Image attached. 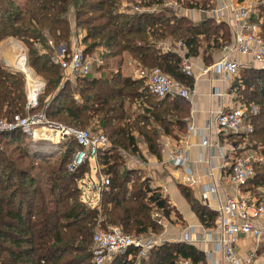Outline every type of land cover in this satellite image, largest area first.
Masks as SVG:
<instances>
[{"label":"trees","instance_id":"trees-1","mask_svg":"<svg viewBox=\"0 0 264 264\" xmlns=\"http://www.w3.org/2000/svg\"><path fill=\"white\" fill-rule=\"evenodd\" d=\"M137 1L142 6L156 4L158 9L130 13L121 0H0V41L21 40L28 67L45 82L47 105L39 102L38 109L50 120L77 128L92 122L90 130L105 135L110 144L96 155L98 171L109 183L98 191L97 206L88 207L80 201L77 185L88 163L71 172L66 168L77 148L73 138L39 155L28 151L20 130L0 134V264H92L91 236L96 229L117 225L126 233L145 234L158 224L150 220L149 211L167 217L166 197L140 177L139 170L125 168L121 152L144 161L133 135L136 132L146 153L159 158V130L176 135L172 126L183 129L179 119L185 113L184 98L174 95L167 100L166 95L157 100L142 79L122 75L118 66L127 54L137 67H158L190 87L192 79L181 72L179 56L161 51L158 43L179 40L185 53L195 56L203 43L205 49H219L230 34L224 23H215L211 17L193 22L164 5V0ZM175 1L182 7H197L188 0ZM256 14L264 39V4L258 5ZM72 34L80 37L84 55L103 49L94 74H90L91 66L88 73L74 75V83L53 61L47 43L61 44L68 52ZM24 86V74L0 61V119L24 114ZM231 86L252 127L251 133L236 135L250 140L252 149L264 157V69L241 68ZM135 102L140 112L131 110ZM251 105L255 114L249 112ZM253 165L254 175L246 187L256 200L264 201V163ZM179 191L186 200L195 201L184 187ZM192 206L201 224L214 225L213 210L200 201ZM135 254L134 248H128L109 264H134ZM135 260L137 264H206L204 253L184 241H163Z\"/></svg>","mask_w":264,"mask_h":264},{"label":"built area","instance_id":"built-area-1","mask_svg":"<svg viewBox=\"0 0 264 264\" xmlns=\"http://www.w3.org/2000/svg\"><path fill=\"white\" fill-rule=\"evenodd\" d=\"M188 1L191 4L196 3L197 7H182L175 0L165 1L164 5L177 8L178 13L186 16L189 9H202L200 4L204 2L211 3V0ZM259 4H264V0H217L214 6L210 8L203 7V11L208 13L215 23L222 22L227 26L230 39L220 46V58L200 67L198 75H204L210 71L219 75L222 81L231 82L238 74L240 68L248 66L264 69V39L260 33V20L255 19ZM157 9L158 5L156 4L143 7L133 5L127 11L130 13H153ZM47 43L52 45L51 40H48ZM158 46L161 51L171 50L178 52L181 72L185 76L191 77L192 80L197 77L193 73L192 64L188 60L179 40H164L159 42ZM60 49V54H56V56L53 54L52 59L61 69L68 72L65 74V78L74 75H84L91 70L93 61L99 62L94 55L83 54V45L79 38L71 42L68 52H64V47ZM233 54L244 56L245 62H238L233 58ZM135 78L142 79L148 93L153 94L157 99H161L166 95H177L184 99L189 98L190 87L165 74L158 67L149 69L137 67ZM25 85L24 114L17 113L11 118H1L0 134L6 131L20 130L32 142L42 141V146L49 145L51 147L68 137L73 138L77 148L73 151L66 164L67 170L70 172L74 171L83 162L92 158L98 171L97 152L107 150L110 147L106 136L86 128H76L49 120L45 116L43 109H38V95L42 89L41 81L33 80L30 82L25 75ZM249 112L254 114L256 112L255 107L250 106ZM246 116L247 111L243 109L242 105L226 110L218 108L214 111L210 127L213 129L215 137L240 133L246 135L252 132L251 124L243 122ZM187 131L200 138L199 144L201 146L218 149L222 159L226 158L227 153L231 154L227 181L233 191L231 194L225 195L222 201L209 207L215 212L214 225L212 227L219 231V236L211 237V233L208 232L207 239L213 241L214 251L220 254L221 264H253L254 249L249 250L243 258H238L234 246L240 236L249 237L254 241L264 240V201L256 200L244 190L248 180L254 175L253 163H264V157L257 150L252 149H247L241 154L233 153V147L228 150L223 149L219 145L217 138L209 141L207 137L201 135L200 129L191 124L187 125ZM32 146H35V144H32ZM162 148L165 151L163 163L173 170L179 171L180 178L178 181L180 184L189 188L193 187L197 180L193 177V172L188 166L189 153L187 147L179 148L163 145ZM196 160L197 162L201 161L200 154H198ZM209 174H211L210 169ZM97 177V183H90L88 190L97 192L98 201V191L106 187L109 181L108 177L102 175L99 171ZM217 186L218 184L214 180L201 188L199 201L203 205L209 206L208 201L216 194ZM81 194L80 189V196ZM97 201L92 206L84 205L95 207L97 206ZM152 217L158 223L162 219L161 214L157 210H153ZM190 236V230H186L178 241L192 243L199 240L197 237ZM161 242L163 241L155 239L151 233L132 235L124 232L119 226L108 225L105 229H96L91 236V262L92 264H109L116 255L124 253L128 248H134L136 250L134 259H139L144 257L148 250ZM127 258H132V255L128 254Z\"/></svg>","mask_w":264,"mask_h":264},{"label":"crops","instance_id":"crops-1","mask_svg":"<svg viewBox=\"0 0 264 264\" xmlns=\"http://www.w3.org/2000/svg\"><path fill=\"white\" fill-rule=\"evenodd\" d=\"M216 3L217 0H211V3L204 2L200 5H202L204 8H210ZM203 10V8L189 9L186 16L193 22H198L206 17H209V14L205 13ZM78 38L80 39L79 36ZM203 45L204 43L201 45L197 55L188 56L186 54L188 60L192 64L193 73L196 74L197 77L192 80L189 98L183 99V102H185V113L183 114L182 118L179 119L180 122L183 123V129L180 130L175 126H172V129L177 132L176 135L165 134L159 130L157 138V142L160 147H163V145L167 147H187V151L189 153L188 166L191 168L193 177L197 180V183L191 188L180 184L178 181L180 178L179 171H175L163 163V157L165 154L164 149L162 148L159 158H156L152 154H147L144 148L145 143L141 136H139L136 132H134L133 135L137 140V147L140 149L142 154L145 153L144 158L151 162V173L156 176L155 179H161V181L158 183L155 182L153 187L161 188V192H163V194L169 199V206L173 207L174 210H177L179 214L177 221H173V226L176 225V228H179L180 233H178L177 237L175 238L174 236H169V238H171V240H178L182 235V232L190 230V237H197L199 239L198 241H194L191 244L204 253L206 264H221L222 261L220 254L214 251L213 241L207 239L208 232L211 233V237H218L219 231L212 226H204L200 223L197 215L188 204V201L180 194L179 187L182 186L186 190H190L191 195L195 196V198L199 201V192L201 188L204 185L210 184L212 181L216 180L218 184L216 194L213 198L209 199V206L205 205L208 209H210L209 207L214 206L216 203L222 201L225 195L231 194L233 191L232 187L227 181V174L229 172L228 164L230 162L231 154L227 153L226 158L222 159L218 149L201 146L199 144L200 138L197 135L189 133L187 131V125L191 124L194 127L200 129L201 135L207 137L209 141L215 140L217 138L219 145L223 147V149L228 150L229 148L233 147V153L241 154L249 148L245 147V139L241 136L231 134L219 135L215 137L213 129L210 127V123L216 109L222 108L226 110L229 108H234L239 106L240 102L238 99H236L235 93L232 90L231 83L234 79L231 82H224L221 80L219 75L210 71L204 75H198L200 67L216 61L221 55L219 49H205ZM174 52L178 55V52ZM126 56L129 57L128 55ZM233 58L240 63L245 62V57L242 55L233 54ZM204 59H207V61H204ZM0 61L3 62L1 59ZM112 62L113 61H111V63ZM118 68L122 75L135 78L137 65L134 60L125 59L123 57ZM64 73L67 74L68 72L64 71ZM236 77H238V74ZM68 79L71 80V78ZM172 96L174 95H168V97H166L167 100H170ZM137 106L138 103L135 102L131 108L134 113L140 112V109L137 108ZM157 129H159V127H157ZM198 154L201 156L200 162H197L196 160ZM128 159H131V157ZM92 160L94 161V159ZM86 162L89 166V159ZM129 162H132V159ZM163 166L170 170L169 173H159ZM209 169L211 174H209ZM96 175L98 176L97 168ZM244 190L252 196V193H250L251 191H249L247 187H245ZM262 199L264 200V197H262ZM165 232L167 233V231ZM262 245H264V240L254 241L249 237L240 236L236 241L234 250L238 258H243L249 250L254 249L253 264H264V246Z\"/></svg>","mask_w":264,"mask_h":264},{"label":"rangeland","instance_id":"rangeland-1","mask_svg":"<svg viewBox=\"0 0 264 264\" xmlns=\"http://www.w3.org/2000/svg\"><path fill=\"white\" fill-rule=\"evenodd\" d=\"M165 1L166 0H164V2ZM139 2L140 1H137V0H133V2H132V0H121L120 3H121V6L123 8H126L127 7L126 9H129L133 5H138L139 6L140 5ZM140 6L143 7L142 5H140ZM73 34H74V32H73ZM76 40H78V37H76L74 35L70 39L71 42H74ZM49 46L52 47V53L54 54V56H56V54L59 55L60 54V50H61L60 48L63 47V45H61V44L60 45H53L52 44V45H49ZM55 49H57V50H55ZM102 50L103 49H100L99 48V49L95 50L94 53H93V55L95 56L96 59H98V61H101L99 59L98 55H100V53L103 52ZM26 53H27V49H26L25 44L21 40H19L17 38L7 37V38H5V39H3V40L0 41V59L3 62H5L7 64L9 63V66L11 68H13V69H15L17 71L22 72L24 74V77L26 75L27 79H28V77L30 79V77L32 76V79L33 80H39V81H41V83H42V89H41L40 95H39L40 96L39 97V102L42 105H44V107H46L47 100H46L45 95L43 94V87H44L45 82H44L43 78H40V76L35 75L34 72H33V70H31L28 67V65L26 63ZM126 55L127 54H123L122 58L124 57L125 59H131L130 56L127 57ZM17 63H20V65L22 66V68L19 67L17 65ZM96 63L99 64V62L92 63V71L90 72V74H94V69H95ZM110 63H111V60H110ZM69 78H71V80H70V81H72L71 83H74L75 82L74 81V76H70ZM24 90H25V94H26V85L24 86ZM74 97L77 98L78 96L75 95ZM239 105L241 106L242 104L239 103ZM251 106H253V105H251ZM243 109H245V107H243ZM53 122H57V121H53ZM243 122L245 123L246 120L244 119ZM57 123L64 124L63 122L61 123L60 121L57 122ZM91 123L92 122L88 123L87 125H84V128H86L88 130L92 129L91 128ZM64 125H66V124H64ZM69 126H71V125H69ZM41 142L42 141L32 142L30 138H26L25 139V147L28 149V151L30 153L36 152L39 155H41V154H45V153L51 152L53 149L56 148V145H57L56 144V145H54L52 147L49 146V145L42 146L43 143H41ZM32 144H35V146H32ZM252 144L253 143H251L250 140H247V139L245 140V147H247L249 149H252V147L250 146ZM159 149H160V154H161L162 147H160ZM252 150H255L256 151V149L254 147H253ZM121 153H122L123 158L125 159L124 160L125 168L139 170V176L142 177L143 179L146 178L147 179V183L151 187H153V185L155 184V182L158 183L159 181H161V179H158V178L155 179L156 176H154L151 173V166H150L151 165V162L147 161L146 158H143L144 161H139L137 159V157H135V155H130L126 151H122ZM130 156L132 157L131 158L132 159V162H129L131 160V159H128ZM169 171L170 170L167 169V167H164L163 166L161 168V170H160L159 173H169ZM97 181H98V177L96 175V168H95V165H94V161L92 160V158H89V169L83 175L82 179L78 182V186L81 189V193H82L81 196H80V200H81V202L83 204H88V205H91L92 206L97 201V192L96 191L92 192V191L88 190V187L90 186V183H97ZM128 187H130V185H128ZM160 189L161 188L159 187L158 188V192L163 197H166L163 194V192H161ZM188 192L190 193V190H188ZM180 194L183 196L182 193H180ZM191 197L195 201H193V203L191 201H189V199H187V201H188V204L192 208L193 207L192 205H194L196 202H199V201L195 198V196L191 195ZM168 200H169L168 197H166V205H167V208H168V215H167V217L162 216V214L159 211H157V212H159V214H161V217H162L160 223H158L157 221H155L154 218L152 217L153 216V211H149V213H150L149 214L150 220L151 221L153 220L155 223H158V224L156 225L157 226L156 228H154L152 231H149L148 233H151L153 235V237L155 239L159 240V241H178V240H171V238H169V236H172V237L174 236V238L177 237L178 233H180L179 232L180 230H179V228H176V225L173 226V224H174L173 221H177V219L179 218L178 217L179 214H178L177 210H174L173 207L169 206L170 204H168ZM165 231H167V233ZM128 233L129 234H132V235H137L134 232H128ZM145 234H147V233H145ZM181 234H183V232ZM167 238H168V240H166ZM262 246H264V245H262ZM133 260H134V264H137V260H135V259H133Z\"/></svg>","mask_w":264,"mask_h":264},{"label":"bare ground","instance_id":"bare-ground-1","mask_svg":"<svg viewBox=\"0 0 264 264\" xmlns=\"http://www.w3.org/2000/svg\"><path fill=\"white\" fill-rule=\"evenodd\" d=\"M17 65H18L19 67H21L20 63H17ZM28 73H29V72H28ZM28 80H29L30 82H32V81H33L32 76L30 77V79H29V77H28Z\"/></svg>","mask_w":264,"mask_h":264},{"label":"water","instance_id":"water-1","mask_svg":"<svg viewBox=\"0 0 264 264\" xmlns=\"http://www.w3.org/2000/svg\"><path fill=\"white\" fill-rule=\"evenodd\" d=\"M186 56V55H185ZM6 66H9V64H7V63H4ZM10 67V66H9Z\"/></svg>","mask_w":264,"mask_h":264}]
</instances>
